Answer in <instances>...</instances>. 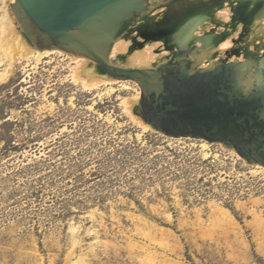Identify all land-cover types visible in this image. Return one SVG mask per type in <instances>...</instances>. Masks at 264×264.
<instances>
[{
	"label": "rangeland",
	"instance_id": "obj_1",
	"mask_svg": "<svg viewBox=\"0 0 264 264\" xmlns=\"http://www.w3.org/2000/svg\"><path fill=\"white\" fill-rule=\"evenodd\" d=\"M166 3L153 1L122 35ZM263 40L249 46L261 67ZM236 48L247 76L258 72ZM181 58L192 66V54ZM35 64L0 81V264H264V175L253 162L224 142L144 131L121 105L134 84L100 97L69 81L67 56Z\"/></svg>",
	"mask_w": 264,
	"mask_h": 264
},
{
	"label": "water",
	"instance_id": "obj_2",
	"mask_svg": "<svg viewBox=\"0 0 264 264\" xmlns=\"http://www.w3.org/2000/svg\"><path fill=\"white\" fill-rule=\"evenodd\" d=\"M153 1L158 0H15L11 5L24 36L38 49L85 56L96 63L101 74L136 81L142 92V114L164 134L224 142L249 162L264 166V67L249 47L243 49L258 69L251 76L246 73L249 63L238 59L198 67L215 52L207 53L208 48L199 53L197 49H204L219 36L225 38L223 33L215 38L214 31L193 36L196 23L208 13L198 11L173 28L166 24L168 38L153 34L173 40L180 56L192 54V66L181 60L139 68L111 58L125 27ZM139 34L153 36L147 30ZM254 75L257 79L251 80Z\"/></svg>",
	"mask_w": 264,
	"mask_h": 264
},
{
	"label": "bare ground",
	"instance_id": "obj_3",
	"mask_svg": "<svg viewBox=\"0 0 264 264\" xmlns=\"http://www.w3.org/2000/svg\"><path fill=\"white\" fill-rule=\"evenodd\" d=\"M165 1H169V3L157 7L158 9H155L147 19L145 18V21H142L137 28L131 31L132 34L125 36L121 35L115 41L111 58L130 67L149 68L159 64L171 53H168L167 50L169 48V43L173 40L166 39L171 36L166 24H168L170 28H173L177 24L186 22L188 18H193L194 14H198V11H203L208 13V15H205V19H202L199 23H196L193 36L202 35L204 32L210 33L211 31H214L215 38L222 33L225 35L224 39L222 36H219L215 42L210 43L204 49L203 47L197 49L199 53L205 52L208 48L210 49L207 50V53L215 52L203 59L202 66L204 68L219 64L223 61L234 60V58H236L234 56L235 52L232 51L234 48L238 47L239 51L242 49V51H240L242 53L245 50L243 49L244 47H257L259 46L257 40L264 38V0H245V15L243 19L233 24L236 25V27L232 31L227 30L225 27L233 21L234 10L237 5L244 0ZM14 2L15 0H0L3 9V13L0 17V66L5 65L3 69H0V81L6 82L9 80L15 71L17 63L34 59L36 63L35 66H37L41 63L43 58L51 54L64 55L67 56L71 64H73L71 65L70 73L67 77L69 81L74 83V85L82 91L90 93L96 92L97 96L101 97L106 92H114L116 90L114 87L115 85L130 88V86L134 84V94L122 98L121 105L123 110L144 131L155 130L154 126L141 116L138 109L142 92L140 86L138 87L137 85L138 83H135L136 81L121 80L106 74H101L93 68V63H96L85 56L70 54L59 49L40 50L34 45H31L21 31L22 28L13 12L11 4ZM143 27L145 29L142 31L141 29ZM146 30L147 35H150L149 33L153 35L157 32V35L166 34V38L159 39L156 38V35H153L152 38H146L145 35L139 34ZM260 42L263 43L264 40ZM171 45L176 48L175 42H172ZM214 45H216V47L211 48ZM240 52V55L237 56H239V59H242L243 57H241L242 55ZM213 56L216 57L211 61ZM251 80L254 79L251 78ZM160 132L164 134L162 131ZM175 138L180 139L181 137ZM202 147L207 148L208 142L205 141ZM204 156H207V153H205ZM251 168H253L251 171L252 173L264 175L263 165L252 163ZM220 208H222V211L228 216H231L227 208ZM72 229L75 230L74 227H72ZM77 264L88 263L78 258Z\"/></svg>",
	"mask_w": 264,
	"mask_h": 264
},
{
	"label": "flooded vegetation",
	"instance_id": "obj_4",
	"mask_svg": "<svg viewBox=\"0 0 264 264\" xmlns=\"http://www.w3.org/2000/svg\"><path fill=\"white\" fill-rule=\"evenodd\" d=\"M176 56H178V57H182V56H180L179 55V53H178V51L177 50H175L174 52H173V57L171 58V60L168 62L169 64H177V63H179L181 60H185V59H179V60H175V57ZM198 67H201V66H198ZM203 67V66H202Z\"/></svg>",
	"mask_w": 264,
	"mask_h": 264
}]
</instances>
